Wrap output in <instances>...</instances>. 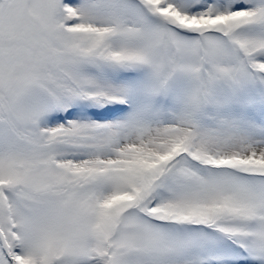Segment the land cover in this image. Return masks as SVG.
Wrapping results in <instances>:
<instances>
[{"label": "snow or ice", "instance_id": "6c2138e0", "mask_svg": "<svg viewBox=\"0 0 264 264\" xmlns=\"http://www.w3.org/2000/svg\"><path fill=\"white\" fill-rule=\"evenodd\" d=\"M0 264H264V0H0Z\"/></svg>", "mask_w": 264, "mask_h": 264}]
</instances>
